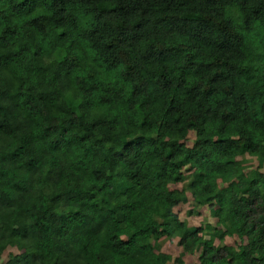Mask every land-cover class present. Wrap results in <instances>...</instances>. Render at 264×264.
Wrapping results in <instances>:
<instances>
[{"label": "trees", "instance_id": "1", "mask_svg": "<svg viewBox=\"0 0 264 264\" xmlns=\"http://www.w3.org/2000/svg\"><path fill=\"white\" fill-rule=\"evenodd\" d=\"M263 170L264 0H0V264H264Z\"/></svg>", "mask_w": 264, "mask_h": 264}, {"label": "rangeland", "instance_id": "2", "mask_svg": "<svg viewBox=\"0 0 264 264\" xmlns=\"http://www.w3.org/2000/svg\"><path fill=\"white\" fill-rule=\"evenodd\" d=\"M188 141H189L188 144L190 145L191 140ZM245 160L246 162H244V165L248 167L252 168L257 165L256 161L250 159L249 157H245ZM173 187L181 189L182 184H177L174 185ZM192 207H193V201L189 199L188 201L183 202L181 205H179L175 209V212L177 213L179 219L185 221L188 224V226L195 228L201 227L203 229V233H202L203 237L205 239H210L213 231L207 225L213 226L214 221L210 217L209 210L207 209V207L204 206L198 208V210L196 211L197 213L195 212L193 214H188V212L191 210ZM178 242H179L178 238L171 237L159 241V245L161 247V250L172 258V263L173 261L175 262V259L179 256L181 257L182 263H178V264H198L196 256L183 254L181 252V248L178 246ZM225 244L235 248L236 246H238L239 242L235 239L226 237ZM12 251L13 249L6 250L1 257L0 262L4 263L7 259L8 253L10 252L12 253Z\"/></svg>", "mask_w": 264, "mask_h": 264}]
</instances>
